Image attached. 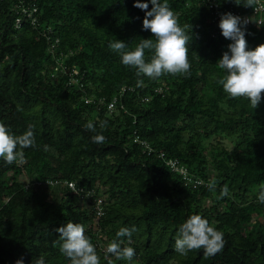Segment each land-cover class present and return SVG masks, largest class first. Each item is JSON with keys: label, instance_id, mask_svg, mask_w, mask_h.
Instances as JSON below:
<instances>
[{"label": "trees", "instance_id": "16d2710c", "mask_svg": "<svg viewBox=\"0 0 264 264\" xmlns=\"http://www.w3.org/2000/svg\"><path fill=\"white\" fill-rule=\"evenodd\" d=\"M23 1L36 7L35 20L24 17L18 27V0L0 1V123L17 136L32 125L37 147L24 149L22 164L0 158V264H35L41 256L45 264H70L54 244L68 221L84 226L101 264H264V203L257 199L264 93L252 109L216 83L223 74L217 61L233 41L222 35L211 0H167L180 26L191 25V67L187 76L156 80L138 77L108 47L118 39L132 50L155 39L134 0ZM213 1L225 12L253 8L246 0ZM245 39L248 50L264 43V15L260 24L247 23ZM89 121L103 144L93 142ZM213 179L215 192L207 187ZM65 181L94 189L103 215ZM225 185L229 194L218 199ZM192 214L223 232L216 255L175 250L179 227ZM121 227L135 228L131 244L119 238L134 249L131 261L106 258Z\"/></svg>", "mask_w": 264, "mask_h": 264}, {"label": "clouds", "instance_id": "9594fccd", "mask_svg": "<svg viewBox=\"0 0 264 264\" xmlns=\"http://www.w3.org/2000/svg\"><path fill=\"white\" fill-rule=\"evenodd\" d=\"M149 4L142 0H134V7L144 10L142 26L144 30H150L153 39H141L137 46L129 50L125 42L116 39L109 42L108 47L119 54L121 62L136 69V75L147 76L152 80L159 79L165 74L184 75L190 73L188 60V42L191 25L181 27L174 11L167 0H150ZM258 0H246V7H253ZM247 18H241L230 12L221 14L219 28L222 35L231 41L221 58L217 61L218 68L223 74L216 80L222 85L223 91L231 98L243 97L250 101L252 109L256 108L264 93V43L257 45L254 49L248 50L245 39V26ZM149 51L151 56L146 60L145 52ZM143 81L138 80V85ZM100 128L107 126V121L100 122ZM86 129L95 133L92 140L94 143L103 144L105 136L96 132V126L89 121ZM36 138L33 126L21 135H15L9 131L4 123H0V158L7 164L14 162L24 163L26 148H36ZM47 150V146H45ZM209 191L215 192L217 181L208 182ZM229 194L225 185L220 189L219 198ZM257 199L264 203V186L258 190ZM84 226L80 223L68 221L65 225L56 229L59 233L58 241L60 252L69 259L70 264H101L96 247L91 239L84 234ZM132 229L121 227L116 232L117 239L111 241L106 248L107 254L113 255L116 260L131 261L135 251L130 246L121 247L124 240L121 237H128V244H131ZM224 234L210 225L209 221L199 214L190 215L179 227V235L175 240V250L182 256L189 251L203 249L205 257H211L220 252L224 247ZM15 264H23V259H18ZM35 264H45L43 256L39 257ZM111 264V262H109Z\"/></svg>", "mask_w": 264, "mask_h": 264}, {"label": "built area", "instance_id": "2783aa9c", "mask_svg": "<svg viewBox=\"0 0 264 264\" xmlns=\"http://www.w3.org/2000/svg\"><path fill=\"white\" fill-rule=\"evenodd\" d=\"M15 5H16V8L18 9L17 13L19 14V16L15 20L16 27L19 26V24L22 21L21 19L24 17L30 19L31 21L35 20V16L33 14L36 12V7H34V5L26 4L23 0H18V3ZM208 6L209 8L214 9L213 12L216 15V18L218 17L220 19L221 14L226 13L225 11L219 10L218 5L213 0L210 1ZM229 12L241 18H247L248 23H250L252 20H255L257 24H260L262 21V17L264 15V6L258 0V3L253 6L249 14H245L243 12H239L235 10L229 11ZM76 72L77 71L74 70V73ZM74 80H76V78H74ZM85 101L89 102L90 99H86ZM115 101L116 99L114 98L107 104V108L109 110H113L115 106ZM146 147L148 146L146 145ZM149 150L151 149L149 148ZM160 155H163V154L161 153ZM167 164L171 167L172 170L178 171L180 174L184 176L186 175L185 169L182 167H179L176 160H169ZM49 183H52V182L50 181ZM65 183L68 186V188L71 189L74 193L79 194L80 198H89L97 217H100L101 215H103L104 213L103 208H102L103 199L100 196L95 195L94 189L85 191L83 190V188L76 186L75 182L65 181Z\"/></svg>", "mask_w": 264, "mask_h": 264}, {"label": "rangeland", "instance_id": "374dc122", "mask_svg": "<svg viewBox=\"0 0 264 264\" xmlns=\"http://www.w3.org/2000/svg\"><path fill=\"white\" fill-rule=\"evenodd\" d=\"M24 179V178H23Z\"/></svg>", "mask_w": 264, "mask_h": 264}]
</instances>
